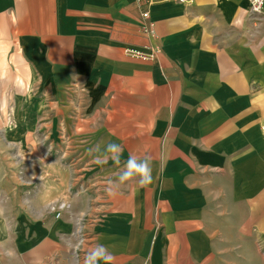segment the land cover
Returning <instances> with one entry per match:
<instances>
[{"label": "crops", "instance_id": "crops-1", "mask_svg": "<svg viewBox=\"0 0 264 264\" xmlns=\"http://www.w3.org/2000/svg\"><path fill=\"white\" fill-rule=\"evenodd\" d=\"M141 12L0 0V86L25 99L0 122V264H264V7L160 0L153 34ZM109 142L153 182L119 183Z\"/></svg>", "mask_w": 264, "mask_h": 264}, {"label": "clouds", "instance_id": "clouds-1", "mask_svg": "<svg viewBox=\"0 0 264 264\" xmlns=\"http://www.w3.org/2000/svg\"><path fill=\"white\" fill-rule=\"evenodd\" d=\"M122 152L123 148L120 144L109 142L94 159L97 163H107L108 160H112L114 165L120 168L117 176L121 184L135 179L141 187L150 185L153 182L151 158H138L135 155H130L121 168ZM108 191L110 195L114 194L111 187ZM113 261L114 256L102 244L90 248L83 258V264H113Z\"/></svg>", "mask_w": 264, "mask_h": 264}, {"label": "built area", "instance_id": "built-area-1", "mask_svg": "<svg viewBox=\"0 0 264 264\" xmlns=\"http://www.w3.org/2000/svg\"><path fill=\"white\" fill-rule=\"evenodd\" d=\"M136 3L142 8L141 16L144 21V30L150 34H153V24L149 20V7H151L154 3L160 0H135ZM249 9L254 13H261L264 7V0H248ZM126 53L128 55L138 57L141 59H149L151 58V53L142 51L135 48L126 49ZM264 131V125L261 127ZM58 214V213H57Z\"/></svg>", "mask_w": 264, "mask_h": 264}, {"label": "rangeland", "instance_id": "rangeland-1", "mask_svg": "<svg viewBox=\"0 0 264 264\" xmlns=\"http://www.w3.org/2000/svg\"><path fill=\"white\" fill-rule=\"evenodd\" d=\"M17 87V91L20 90V87L18 84L16 85ZM7 89H9L7 87V84L5 82H1V86H0V107H2V110L0 112V122L2 123L5 119L8 118L9 114H5L4 111H6V109H9V106L14 105V101H17L18 105H23L25 102V99L23 97H17V98H13V97H8L7 93L10 94ZM14 90V89H13ZM22 94V93H20ZM33 104L34 105H42L48 104V99L47 98H42L41 97V93L40 91L37 92V96H34L33 98ZM4 135V131H0V136L2 137ZM28 164V163H27ZM25 163L24 162H15L13 163V165L11 166L12 168L17 167L18 170H24L26 167L24 166ZM29 165V164H28ZM38 167V166H36ZM28 168V167H27Z\"/></svg>", "mask_w": 264, "mask_h": 264}]
</instances>
